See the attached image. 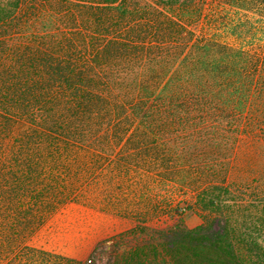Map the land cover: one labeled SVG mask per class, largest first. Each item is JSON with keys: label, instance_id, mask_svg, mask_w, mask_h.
<instances>
[{"label": "trees", "instance_id": "16d2710c", "mask_svg": "<svg viewBox=\"0 0 264 264\" xmlns=\"http://www.w3.org/2000/svg\"><path fill=\"white\" fill-rule=\"evenodd\" d=\"M1 151L201 216L108 264H264V0H0Z\"/></svg>", "mask_w": 264, "mask_h": 264}, {"label": "rangeland", "instance_id": "374dc122", "mask_svg": "<svg viewBox=\"0 0 264 264\" xmlns=\"http://www.w3.org/2000/svg\"><path fill=\"white\" fill-rule=\"evenodd\" d=\"M100 154H93L94 164ZM123 155L119 150L102 153L104 170L110 171ZM42 164L38 169L44 177L37 181L27 178V169L11 161L8 151L0 152V264H108L117 251L152 244L159 230L202 222L195 210L155 214L149 205L137 203L140 192L127 201L121 186L100 188L97 163L88 185L69 175L59 179L60 170L51 162ZM151 192H145L146 199ZM125 205L130 214L115 211Z\"/></svg>", "mask_w": 264, "mask_h": 264}, {"label": "built area", "instance_id": "2783aa9c", "mask_svg": "<svg viewBox=\"0 0 264 264\" xmlns=\"http://www.w3.org/2000/svg\"><path fill=\"white\" fill-rule=\"evenodd\" d=\"M90 261V260H89Z\"/></svg>", "mask_w": 264, "mask_h": 264}]
</instances>
